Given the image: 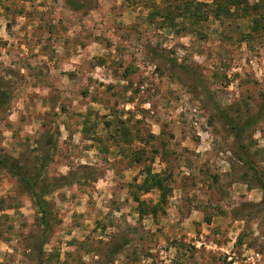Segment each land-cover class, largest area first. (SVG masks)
<instances>
[{
	"label": "rangeland",
	"instance_id": "rangeland-1",
	"mask_svg": "<svg viewBox=\"0 0 264 264\" xmlns=\"http://www.w3.org/2000/svg\"><path fill=\"white\" fill-rule=\"evenodd\" d=\"M239 6L0 0V158L47 221L0 167V264H264V0Z\"/></svg>",
	"mask_w": 264,
	"mask_h": 264
},
{
	"label": "trees",
	"instance_id": "trees-1",
	"mask_svg": "<svg viewBox=\"0 0 264 264\" xmlns=\"http://www.w3.org/2000/svg\"><path fill=\"white\" fill-rule=\"evenodd\" d=\"M241 2L242 0H230V6L235 5L236 7L237 6L240 7L239 5L241 4ZM185 3H188V2H185ZM188 6H190V4H188ZM195 14L196 13L193 12L192 15H195ZM7 101H8L7 94L3 91H0V110L6 105ZM0 167H2L8 173L12 174L15 178H17L24 185L28 193L35 200V206L38 209L39 213L41 214V223L44 226H47L45 206H44V203L40 200V197L38 196L36 192L37 182H33L29 180L26 175H23L20 172L19 166L12 164L10 160H4L0 158Z\"/></svg>",
	"mask_w": 264,
	"mask_h": 264
}]
</instances>
